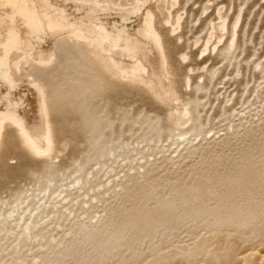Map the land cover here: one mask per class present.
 Wrapping results in <instances>:
<instances>
[{
	"label": "rangeland",
	"instance_id": "rangeland-1",
	"mask_svg": "<svg viewBox=\"0 0 264 264\" xmlns=\"http://www.w3.org/2000/svg\"><path fill=\"white\" fill-rule=\"evenodd\" d=\"M49 1L72 22L124 29L146 52L138 29L150 8L193 121L174 125L167 105L84 55L94 86L58 85L48 99L51 163L5 124L0 264H264V0H144L135 14L134 0ZM167 12L170 23L180 16L175 33ZM30 40L34 50L55 42ZM23 69L16 87L0 81V109L33 128L38 97ZM19 217L38 232L26 243Z\"/></svg>",
	"mask_w": 264,
	"mask_h": 264
},
{
	"label": "bare ground",
	"instance_id": "bare-ground-1",
	"mask_svg": "<svg viewBox=\"0 0 264 264\" xmlns=\"http://www.w3.org/2000/svg\"><path fill=\"white\" fill-rule=\"evenodd\" d=\"M77 1H85L92 7L99 4V0ZM166 1L157 0L156 8L160 9L161 4ZM175 1L171 0V5ZM146 3L144 0H134L131 13L140 12ZM167 13L165 23L175 33L179 29L180 16L176 19L172 17L175 21L170 23V13ZM142 17L143 22L138 32L150 40L152 52L139 47V42L132 41L124 29L109 32L104 23L96 22L97 18H93L89 24L72 22L64 8L53 5L49 0H0V81L11 88L16 87L21 79V63L25 62L27 69H23V75L37 94L40 117L38 125L31 128L12 106L0 109V153L4 127L8 123L15 127L22 149L51 163L55 150V132L48 99L58 85H76L83 90L94 86V75L89 71L84 55L88 57L87 63H96L109 78L142 87L156 100L167 105L169 119L174 125H181L182 121L192 122L191 106L180 105L178 101L175 73L165 55L161 35L155 27L154 13L146 8ZM218 19L215 26L222 30L225 28L224 20L220 15ZM32 36L39 43L47 37L53 38L55 42L48 49H40L38 44L34 50L30 40ZM233 39H230L231 47L234 45ZM79 47L86 51L85 54L81 53ZM206 49L201 50L205 52ZM186 84L188 85V80ZM195 127L191 126L189 131ZM11 218V214L6 216L5 224ZM16 220L20 238L25 243L38 234L23 218Z\"/></svg>",
	"mask_w": 264,
	"mask_h": 264
}]
</instances>
